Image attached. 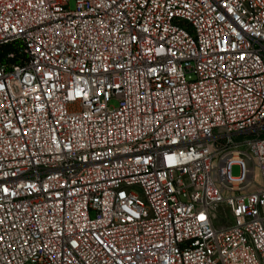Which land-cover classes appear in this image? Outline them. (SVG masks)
<instances>
[{
  "label": "built area",
  "instance_id": "built-area-1",
  "mask_svg": "<svg viewBox=\"0 0 264 264\" xmlns=\"http://www.w3.org/2000/svg\"><path fill=\"white\" fill-rule=\"evenodd\" d=\"M0 264H264V0H0Z\"/></svg>",
  "mask_w": 264,
  "mask_h": 264
},
{
  "label": "rangeland",
  "instance_id": "rangeland-1",
  "mask_svg": "<svg viewBox=\"0 0 264 264\" xmlns=\"http://www.w3.org/2000/svg\"><path fill=\"white\" fill-rule=\"evenodd\" d=\"M72 7H74V2H72ZM233 173H234L235 175H238V174L240 173V167H239V166H235V167L233 168Z\"/></svg>",
  "mask_w": 264,
  "mask_h": 264
},
{
  "label": "snow or ice",
  "instance_id": "snow-or-ice-1",
  "mask_svg": "<svg viewBox=\"0 0 264 264\" xmlns=\"http://www.w3.org/2000/svg\"><path fill=\"white\" fill-rule=\"evenodd\" d=\"M201 219L203 220V219H204V217H203V216H201Z\"/></svg>",
  "mask_w": 264,
  "mask_h": 264
}]
</instances>
